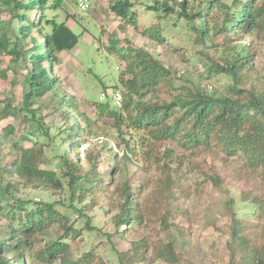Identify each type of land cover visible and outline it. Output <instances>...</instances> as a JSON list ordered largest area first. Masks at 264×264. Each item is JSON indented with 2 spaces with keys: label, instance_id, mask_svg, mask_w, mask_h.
<instances>
[{
  "label": "rangeland",
  "instance_id": "1",
  "mask_svg": "<svg viewBox=\"0 0 264 264\" xmlns=\"http://www.w3.org/2000/svg\"><path fill=\"white\" fill-rule=\"evenodd\" d=\"M137 1L140 30L112 12L111 0H91L87 11H82L74 0H64L62 9L48 10L49 17H55L59 22L65 20L79 35V41L72 50L60 52V63L52 67L53 74L62 78L59 87L35 104V107L41 108L46 132L38 129L33 122H24L22 116L0 118V133L8 124L16 128V133L0 146V201L5 206L15 195L31 203L38 200L55 203L79 231L76 237H64L70 244L73 260L91 252L95 261L102 264H173L154 259L153 254L156 246L173 241L176 251L182 255L179 264H232L229 239L233 214L244 221L246 233L254 242L259 245L264 243V214L260 215L251 202L254 194L264 192L260 172L249 169L240 157H228L217 148L201 146L187 150L172 140L159 144L155 157L146 159L144 151L149 146L145 144L144 137L147 134L123 127L124 134L121 136L115 120L101 114L97 106V103L106 101L115 106L112 92L115 89L124 91L119 78L126 64L109 49L113 39L120 46L130 42L149 50L173 71L177 85L184 78H191L199 81L202 87L214 90L229 82L226 73L206 77V63L209 59L222 62V49L210 48L200 41V32L196 28L202 24L199 19L191 22L180 19L176 13L159 19L143 5L147 0ZM198 4L204 6L206 0H198ZM1 17L9 19L6 14ZM154 25H160L162 41L142 32ZM244 41L257 51L254 71L247 86L264 90V30L248 36ZM1 69L5 71L0 75V109L9 99L20 104L24 92L29 89L23 62L17 64L9 54H5ZM128 77L127 74L125 79ZM172 92L169 85L162 84L156 92L148 93L147 98L170 100ZM65 93L67 96H64ZM103 93L107 95L105 99L101 98ZM63 97L75 98L79 111L92 119L94 132L81 133L82 142L74 151H70L66 141L68 129L75 121L85 126V119L78 115L76 119H67L64 112L69 109L73 114V110L66 106ZM24 132L30 135V140L22 141ZM123 139L129 140L136 154L128 151ZM15 141H21L24 146L33 142L43 145L45 155L42 167L57 173L62 170L60 154L79 162L81 168L78 172L81 175L91 167L90 156V160L98 161V171L109 183L108 190L97 197V204H92L91 195L84 200H72V190L67 184L63 190H47L24 182L9 170L11 162L18 156L12 146ZM83 143H89L85 154L80 150ZM167 148L173 149L171 157L166 155ZM116 163L120 169L114 171ZM217 176L222 183L214 181ZM126 180H130L139 191L137 202L143 220L122 236L117 232L113 219L120 211L119 187ZM8 182L15 185L11 188L13 194L1 188ZM87 222H90L91 228H88ZM5 226L6 221L2 219L0 236ZM59 228L58 224L48 228L42 234L44 241L57 239ZM141 242L149 245L144 252L145 260H137L135 254L134 243ZM56 264L63 263L58 261Z\"/></svg>",
  "mask_w": 264,
  "mask_h": 264
},
{
  "label": "trees",
  "instance_id": "2",
  "mask_svg": "<svg viewBox=\"0 0 264 264\" xmlns=\"http://www.w3.org/2000/svg\"><path fill=\"white\" fill-rule=\"evenodd\" d=\"M137 3V0H111L110 8L121 20L140 30ZM63 4L64 0H0V64L5 54L17 64L23 62L29 87L20 104H15L12 99L5 102L0 109V118L22 116L24 122H33L38 129L47 131L41 108L35 104L59 87L62 78L53 74L52 67L60 63V52L72 50L79 41V35L65 20L59 22L47 13L48 10L62 9ZM143 5L159 19L175 13L180 19L191 22L199 19L202 24L196 28L200 32V41L210 48L222 49V62L209 59L206 63V77L226 73L229 82L214 90L202 87L199 81L191 78H184L177 85L173 71L149 50L130 42L120 46L113 39L109 49L126 64L119 78L124 87L123 101L121 106L113 107L109 101L97 103L100 113L115 120L121 136L123 127L144 131L147 134L145 144L149 146L144 151L146 159H153L158 145L169 140L187 150L214 147L228 157H240L249 169L260 172L264 183V90L247 86L254 71L257 51L244 41L264 30V0H232L230 3L206 0L204 6L199 5L198 0H147ZM2 14L9 19H2ZM142 32L162 41L160 25ZM202 54L205 53L202 51ZM4 71L1 69L0 75ZM127 74L129 77L125 79ZM162 84L173 89L170 100L147 98L148 93L156 92ZM63 100L73 110V114L69 109L64 112L67 119H76L77 115L85 119V126L75 121L68 129L66 141L70 151H74L82 142L81 133L94 132L92 119L79 111L75 98L63 97ZM15 133L13 124L4 126L0 146ZM21 139L30 140L31 137L24 132ZM125 142L128 151L136 154L129 140ZM12 146L18 156L11 162L9 170L26 183L47 190H63L67 184L72 190V200H84L91 195L92 204H97V197L109 188V183L98 171V161L90 160V156L91 167L81 175L79 162L60 154L62 170L57 173L42 167L43 145L33 142L24 146L21 141H15ZM166 152L171 157L173 149L167 148ZM114 166V171L120 169L118 163ZM214 181L222 183L219 176L214 177ZM14 186L8 182L1 188L13 194L11 188ZM119 191L120 211L113 220L117 232L125 236L127 230L142 222L143 215L137 202L139 191L130 180H126ZM12 197L13 200L5 206L0 201V221H6L5 231L0 236V264H56L58 261L63 264H102L95 261L91 252L80 259L71 258L70 244L64 237H76L79 231L55 203L40 200L31 203L28 199ZM251 202L260 215L264 214V192L254 194ZM72 207L83 214L82 210ZM55 224L60 225L58 238L45 242L42 234ZM87 226L91 228L90 222ZM246 229L244 221L233 214L229 239L232 264H264V243L254 242ZM148 247L144 242L134 243L137 260H145L144 252ZM153 254L154 259L173 264L181 263L182 259L173 241L156 246Z\"/></svg>",
  "mask_w": 264,
  "mask_h": 264
},
{
  "label": "built area",
  "instance_id": "3",
  "mask_svg": "<svg viewBox=\"0 0 264 264\" xmlns=\"http://www.w3.org/2000/svg\"><path fill=\"white\" fill-rule=\"evenodd\" d=\"M76 5L82 10L87 11L90 8L91 0H74ZM107 95L105 93L102 94V99H105ZM112 101L113 104L116 106H121L123 101V94L122 91L119 89H115L112 92ZM87 146H89V143H83L80 147L81 153L84 154L87 150Z\"/></svg>",
  "mask_w": 264,
  "mask_h": 264
}]
</instances>
